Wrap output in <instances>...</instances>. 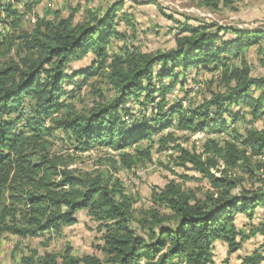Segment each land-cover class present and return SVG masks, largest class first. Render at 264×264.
I'll return each instance as SVG.
<instances>
[{"label": "trees", "instance_id": "trees-1", "mask_svg": "<svg viewBox=\"0 0 264 264\" xmlns=\"http://www.w3.org/2000/svg\"><path fill=\"white\" fill-rule=\"evenodd\" d=\"M24 1L0 0V21L12 29L8 37L0 36V48L17 51V59L1 62L0 58V238L5 233L37 236L50 229L60 233L83 210L104 230L103 257L77 256L68 246L60 254L47 252L25 263L214 264L215 241L225 242L235 252L251 234L264 235V219L252 233L236 225L239 214L253 219L257 208L264 206V128L234 131L224 142L208 137L201 152L177 143L173 131L161 134L159 148L168 149L173 143L178 164L192 166L210 188L199 197L170 182L153 191L154 206L140 211L119 179L71 168L67 157L52 153L46 139L51 130H61L78 151L108 147L120 152L122 166L132 168L151 158L153 144L139 143L153 134L169 128L229 131L230 123L222 116L227 113L236 122L241 110L232 108L237 106L248 108L258 119L264 114V77L253 75L245 49L259 44L264 31L234 27L213 31L206 23L181 24L175 48L145 52L132 47L111 55V37H123L116 30V12L122 3L103 13L90 9L78 22L42 19L34 32L16 34L23 13L15 5ZM234 1L196 0L213 12ZM222 31L234 36L224 38ZM89 52L96 55L97 67L68 73L69 63ZM229 57L239 58L241 65L229 62ZM177 68H221L220 87L197 104L171 105L168 94L178 82L185 86L174 73ZM77 75L83 83L102 78L109 93L93 89V105L79 109L73 100L75 89H65L66 82L82 84L75 80ZM166 77L175 80L166 84ZM257 90L260 93L255 95ZM132 99L143 107L141 118L132 113ZM149 105L150 114L144 113ZM263 260L256 252L242 264Z\"/></svg>", "mask_w": 264, "mask_h": 264}, {"label": "rangeland", "instance_id": "rangeland-1", "mask_svg": "<svg viewBox=\"0 0 264 264\" xmlns=\"http://www.w3.org/2000/svg\"><path fill=\"white\" fill-rule=\"evenodd\" d=\"M26 2H30V6H25ZM119 3L122 4L116 12L118 17L116 30L123 37L119 38L116 35L111 37L108 46L111 55L123 53L132 47H140L145 52L175 48L181 24L194 27L200 23H206L213 31L218 30L219 27L264 31V0H235L231 6L223 7L216 12L200 7L196 0H155L154 3H149L148 0H25L15 5V8L23 13L21 28H18L16 34L22 31L23 33L34 32L42 19L58 22L61 19L72 18L74 22H78L83 20L90 9H97L103 13L112 5ZM9 28L12 31L8 23L0 21V36L6 34L8 37ZM221 35L228 39L234 36L233 33L225 31H222ZM5 51V48H0L1 62L17 59L15 48L10 52ZM245 59L251 65L254 76L264 77V38L259 44L246 47ZM97 61L96 55L89 52L87 56L71 61L68 65V73L97 67ZM229 62L237 66L241 65L239 58L229 57ZM221 70V68L214 70L177 68L174 73L180 75L178 79L185 83V86L182 88L181 83L178 82L171 90L168 94L170 104H182L183 107H187L191 101L197 104L204 98L211 97V92L220 87ZM82 79L78 75L75 77V80L80 81L78 83H82L80 86L70 82L65 83L67 91L75 89L73 100L79 109L93 105L95 100L93 89L99 87L103 92L110 91L102 78L93 77L84 83ZM174 80L173 77H166L164 83L171 84ZM158 81L159 79H156V83ZM187 91H189L188 94H186ZM259 93L260 90L255 91V95ZM142 100L143 98L139 101ZM129 106L132 108V113L141 118L143 107L133 99ZM151 108L152 106L149 105L144 113L150 114ZM232 109L234 112L241 110V117L233 122L227 113L222 116L230 123L229 131L210 133L208 130L192 132L169 128L153 134L151 139H145L139 143L142 147L153 144L151 158L132 168L122 166L120 152L108 147H96L87 152L78 151L75 148L76 144L70 141L61 130H51L52 134L46 139L49 141V149L52 153L67 157L71 168L89 173H110L114 179H119L125 192L134 200L135 209L140 211L154 206L153 191L164 188L170 182L195 191L199 197L210 188L208 180L192 166L185 167L178 164L176 159L178 153L172 149L173 143L168 149L159 148L157 140L161 134L173 131L177 137V143L192 151L201 152L202 145L208 137H215L220 142H224L232 138L231 133L234 131L243 133L246 128L252 126L258 129L264 128V114L254 119L246 107L237 106ZM213 117L216 116L213 115ZM250 185L247 184V186ZM76 218L77 221L74 224L63 226L60 233L50 229L37 236L3 234L0 238V264H28L25 263V259L30 257L38 259L47 252L60 254L68 246L77 256L96 254L103 257L100 246L104 244L102 238L104 230L100 229L99 222L90 216L87 210L79 211ZM263 219L264 206H259L253 219H249L245 214H239L236 225L246 233H252ZM256 252L264 256V235L260 232L251 234V237L235 252H230L228 245L218 240L215 241L213 248L214 264H242L245 257ZM260 264H264V260Z\"/></svg>", "mask_w": 264, "mask_h": 264}]
</instances>
